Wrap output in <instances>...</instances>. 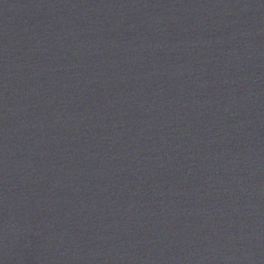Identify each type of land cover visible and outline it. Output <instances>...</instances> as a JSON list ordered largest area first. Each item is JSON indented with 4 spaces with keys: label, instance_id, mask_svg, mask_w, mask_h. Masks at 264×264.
Instances as JSON below:
<instances>
[{
    "label": "water",
    "instance_id": "water-1",
    "mask_svg": "<svg viewBox=\"0 0 264 264\" xmlns=\"http://www.w3.org/2000/svg\"><path fill=\"white\" fill-rule=\"evenodd\" d=\"M0 264H264V0H0Z\"/></svg>",
    "mask_w": 264,
    "mask_h": 264
}]
</instances>
